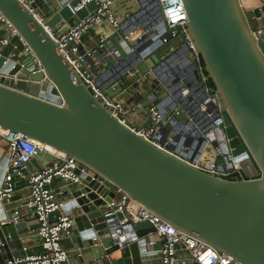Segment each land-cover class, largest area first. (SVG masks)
Wrapping results in <instances>:
<instances>
[{"label":"water","instance_id":"95a60500","mask_svg":"<svg viewBox=\"0 0 264 264\" xmlns=\"http://www.w3.org/2000/svg\"><path fill=\"white\" fill-rule=\"evenodd\" d=\"M79 1L71 0L70 5ZM135 1L138 10L122 22L124 30L147 32L156 20L159 27H165L156 0ZM181 4L186 19L180 35H187L200 56L205 81L211 82L209 91L216 95L223 116L219 153H230L240 166L230 175L201 167L198 149L178 151L172 142L162 147V140L154 143L122 123L91 93L34 14L19 0H0V13L43 68V72L35 71L25 50L0 52V127L76 158L100 178L80 174L81 183L70 184V199L64 207L72 216V239L85 242L86 249L93 252L83 264L93 260L143 264L149 256L146 250L151 249L146 243L158 239L155 234L137 236L129 219L120 222L123 215L115 211L121 202L118 193L127 194L175 229L237 262L264 264V39L257 41L250 26L251 20L264 12V3L259 0L250 6L248 0H181ZM50 6L45 23L62 30L93 11L95 3H86L74 14L65 5L50 2ZM60 19L66 23L57 24ZM124 43L126 52L110 58L101 75L109 76L110 85H103L109 97L128 92L129 82L138 77H151L160 60L157 47L141 52L136 41L132 50ZM44 75L47 79L42 80ZM175 107L172 103L167 110L187 123L186 112ZM164 129L169 131L170 123ZM9 155L8 142L0 137V189ZM35 159L45 165L53 157L37 149ZM217 165L224 170L219 159ZM3 206L0 202V217ZM58 214L50 213L49 220ZM31 218L37 227L36 216ZM139 223L150 227L148 232L154 231L148 221ZM30 229L35 228L28 229L23 218L0 227L1 262L10 256L8 247ZM115 251L120 252L118 257Z\"/></svg>","mask_w":264,"mask_h":264},{"label":"built area","instance_id":"2783aa9c","mask_svg":"<svg viewBox=\"0 0 264 264\" xmlns=\"http://www.w3.org/2000/svg\"><path fill=\"white\" fill-rule=\"evenodd\" d=\"M19 1L47 29L58 44L59 52L75 68L91 93L109 107L113 115L122 123L129 125L134 132L154 143L162 140L164 144L162 147L172 142L178 151L186 149L188 153H192L198 149L199 157L206 149H212L217 162L200 166L216 174L230 175L240 168L239 163L230 153H219L223 148L220 135L223 116L220 114L221 110L218 108L216 95L209 91V86L205 81V72L200 56L194 51L187 35L185 33L180 35V31H184L183 23L186 19L181 0H156L161 9L165 27L162 29L152 25L147 32H142L140 28L124 30L121 21L127 20L131 13L125 12L119 18L112 8L114 0H93L95 3L93 11H89L74 25H67L62 30H56L46 25L45 16L39 10L37 3L41 1L42 5H50V2H55L58 7L67 6L74 14L92 0H80L76 6L70 5L71 0ZM128 6L134 8L135 5L132 3ZM58 23L66 22L60 19ZM251 23L255 26V29L251 28V30L256 35L257 41L264 39V12L259 17H254L250 26ZM104 24L108 26L109 32H104L99 38L98 48H103L107 37L112 35H120L122 41L130 45L131 50L134 49L131 45L132 42L136 41V48H140L141 52L148 48H158L170 40L180 39L179 47L169 45V52L157 65L156 73L151 70V77H138L129 82V88L133 89L140 85L152 87V90L146 92L151 105L145 112L140 125L132 123L129 109L118 99L119 96L127 94L130 90L119 93L115 97L107 96L103 85H110L108 83L109 76L102 77L103 72L97 71L99 62L92 59V50L83 41L84 33L90 28ZM0 33L2 34L0 45L11 44L12 51L15 52L27 51L35 63V71L43 72L41 64L31 49L1 13ZM164 34L165 36H163ZM12 39H14L13 42ZM87 59H90V64H87ZM132 73L129 72V76ZM45 79H47L46 75L42 80ZM159 89L164 90L162 99L157 97ZM214 100L216 105H214ZM172 103H176L177 107H181L186 112L187 123L173 118L172 112L167 110V107ZM169 123L171 129L167 131L164 127H167ZM178 135L180 138L174 140L173 137ZM0 137L8 142L10 149L0 189V202H9L18 188L24 190L22 205L30 209L31 214L36 216L39 223L34 232L30 234L33 236L31 244L34 245L31 249L33 251H27L24 248L21 250L18 245L12 244L8 247L10 256L5 257L2 262L0 261V264L66 263L69 252L62 242L70 235L72 216L68 209L64 208L66 200L57 198L52 185L57 179L72 185H79L82 173L91 175L92 179H100L99 176L76 158L69 157L50 145L37 142L20 132L4 130L0 127ZM187 139L188 142L184 144ZM37 149L52 155L53 160L48 161L45 165H36ZM218 159L224 163V170L217 168ZM55 211L59 212L56 219L49 220V214ZM115 211H120L123 215V220L120 222L127 219L135 223L148 221L153 226L154 231L148 232L145 236L155 234L158 239L152 238L146 243L151 246V249L146 250L149 252L146 261L151 262V257H153L156 258L153 262L156 264H242L227 254L217 252L210 245L192 235L175 229L130 199L125 193H121V202L115 206ZM3 214L0 217V227L15 223L21 218L20 206L14 207L9 216ZM23 237L21 236L19 239ZM0 245L2 244L0 243Z\"/></svg>","mask_w":264,"mask_h":264},{"label":"crops","instance_id":"0c3cea01","mask_svg":"<svg viewBox=\"0 0 264 264\" xmlns=\"http://www.w3.org/2000/svg\"><path fill=\"white\" fill-rule=\"evenodd\" d=\"M264 3V0H261ZM259 0H248V4L250 6H254L256 3H258ZM132 3V0L129 2V0H114L113 1V5L112 8L115 11V13L117 14V16L119 18L122 17V15L125 12H130L132 15V9H134L133 7H129L128 4ZM39 10L41 11V13L47 17L48 14L52 11L51 10V6L48 4L42 5L41 1L37 3ZM57 5V4H56ZM129 8V9H128ZM123 22V20L121 21ZM60 24V23H59ZM104 32H109V28L106 24L101 25V26H95L90 28L86 33H84L83 35V41L85 43V45L90 48L92 50V59H95L99 62V66H98V72H103L106 67H107V62L108 60L111 58H114L116 53L113 50L114 44L112 42H109L110 38H114L115 42L118 40V42L122 41L121 36L120 35H112L107 37V39L105 40V45L103 48H98L97 43L99 38L102 37ZM12 42L14 41V39L11 40ZM169 45H174L176 47L180 46V39H173L170 40L167 44H163L160 47H158L157 49H160L162 46L166 47L165 52H160L159 54H157V56L159 57V63L163 61V57L167 56V53L169 52ZM156 49V50H157ZM12 45L8 44V45H0V52L3 54H7L8 52L12 51ZM155 50V51H156ZM106 61V63H105ZM158 63V64H159ZM87 64H90V59H87ZM147 86L142 87V85H140V87H136L135 89L133 88H129V92L127 94L121 95L118 97L119 100H121L129 109V117L132 120V123L136 124V125H140L142 123L143 117L145 112L149 109L151 103L149 101V99L146 96V92H149L150 90H152V87L148 86L149 88H146ZM143 88H145L143 90ZM142 93V94H141ZM164 96V90L159 89L157 92V97L158 99H162ZM144 98V100H143ZM198 164L201 165H206L208 163H212L214 161L217 162V158L215 157V155L212 152V149H207L206 151H204L202 154H200L199 159L197 160ZM36 165H40L42 164L40 161H36L35 162ZM35 165V166H36ZM32 167V165H30ZM34 166V164H33ZM53 188L55 190L56 196L57 198L61 199V200H66V203L69 201V191L71 188V185L69 183L63 182L59 179L55 180V182L53 183ZM74 186V185H72ZM23 194H24V190L21 189H17V191L15 192V194L13 195L12 199L9 202L3 203V209H4V214L3 215H8V211H12V209L16 206H20V210H21V218L25 219L26 222V227L29 228H36L35 224H34V220L31 218L32 214L30 212V209L26 206H23ZM117 198H121V194L118 193L117 194ZM3 209L1 210V212L3 211ZM133 228L135 230V233L137 234V236L142 237L144 235H146L148 233V231L150 230V227H148L145 224L142 223H135L133 222ZM34 232V229H30L27 232H24L22 234V239L19 240H15L13 244L18 245L19 248H21V250L26 249L27 251H33L31 250L34 245H31L33 242V236L30 235ZM62 244L65 246V248L68 250L69 252V258L68 261L64 264H83V262L85 261V259H90L91 255L93 254V252L90 249H86V243L85 242H76L72 239V234H70L68 237H66ZM21 253V252H20ZM3 254V251L2 253ZM120 254L119 251H115L114 252V256L118 257ZM152 256V255H151ZM152 259V260H151ZM151 262L144 260L143 264H156L153 263L156 258L151 257ZM86 264H103L101 261H86Z\"/></svg>","mask_w":264,"mask_h":264},{"label":"rangeland","instance_id":"374dc122","mask_svg":"<svg viewBox=\"0 0 264 264\" xmlns=\"http://www.w3.org/2000/svg\"><path fill=\"white\" fill-rule=\"evenodd\" d=\"M130 1L131 0H129V2ZM132 3H133V5H135L134 6V9H133V13H135L138 10V7L139 6H138V4H137V2L135 0H132ZM132 3H129L128 5H131ZM251 28L253 30L255 29V26H254L253 23H251ZM114 40H115L114 38H110L109 42H112L114 44L113 50L115 51V53H118V52L119 53L126 52L127 49H126L125 43L122 42V41L118 42V40L115 42ZM165 50H166V47L165 46H162L160 49H157L155 52L157 54H159L162 51L165 52ZM105 63H106V61H105ZM146 88H149V87H146ZM143 100H144V98H143Z\"/></svg>","mask_w":264,"mask_h":264},{"label":"bare ground","instance_id":"6f19581e","mask_svg":"<svg viewBox=\"0 0 264 264\" xmlns=\"http://www.w3.org/2000/svg\"><path fill=\"white\" fill-rule=\"evenodd\" d=\"M154 14H155V16H156V12H154ZM154 25H155V26H158V21H157V20L154 22ZM2 251H3V249L0 248V253H2Z\"/></svg>","mask_w":264,"mask_h":264},{"label":"trees","instance_id":"16d2710c","mask_svg":"<svg viewBox=\"0 0 264 264\" xmlns=\"http://www.w3.org/2000/svg\"><path fill=\"white\" fill-rule=\"evenodd\" d=\"M1 37H2V34L0 33V38H1ZM207 85H208V86H212L211 82H209V81L207 82Z\"/></svg>","mask_w":264,"mask_h":264}]
</instances>
